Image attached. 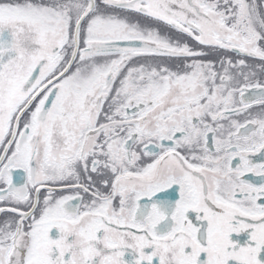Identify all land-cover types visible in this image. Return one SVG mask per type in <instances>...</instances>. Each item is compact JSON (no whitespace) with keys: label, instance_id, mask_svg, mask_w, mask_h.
<instances>
[{"label":"snow or ice","instance_id":"6c2138e0","mask_svg":"<svg viewBox=\"0 0 264 264\" xmlns=\"http://www.w3.org/2000/svg\"><path fill=\"white\" fill-rule=\"evenodd\" d=\"M0 264H264V0H0Z\"/></svg>","mask_w":264,"mask_h":264}]
</instances>
